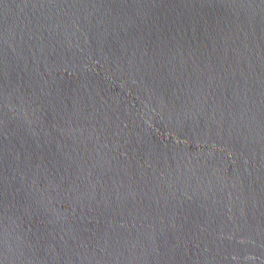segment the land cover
Here are the masks:
<instances>
[{
	"label": "water",
	"instance_id": "obj_1",
	"mask_svg": "<svg viewBox=\"0 0 264 264\" xmlns=\"http://www.w3.org/2000/svg\"><path fill=\"white\" fill-rule=\"evenodd\" d=\"M0 264H264V0H0Z\"/></svg>",
	"mask_w": 264,
	"mask_h": 264
}]
</instances>
